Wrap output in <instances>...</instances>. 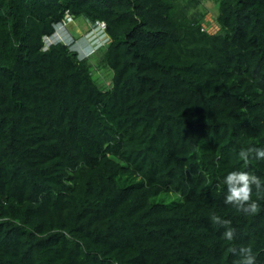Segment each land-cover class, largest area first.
I'll return each mask as SVG.
<instances>
[{
    "label": "trees",
    "instance_id": "trees-1",
    "mask_svg": "<svg viewBox=\"0 0 264 264\" xmlns=\"http://www.w3.org/2000/svg\"><path fill=\"white\" fill-rule=\"evenodd\" d=\"M217 1L212 28L202 0H0V264H264V199L223 184L264 180L238 156L264 147V0ZM66 13L109 40L45 44Z\"/></svg>",
    "mask_w": 264,
    "mask_h": 264
},
{
    "label": "clouds",
    "instance_id": "clouds-1",
    "mask_svg": "<svg viewBox=\"0 0 264 264\" xmlns=\"http://www.w3.org/2000/svg\"><path fill=\"white\" fill-rule=\"evenodd\" d=\"M87 33L88 35L86 38L90 39L85 43V46L89 45L90 47H85L86 50L80 48V56L82 57L87 56L92 50L101 47L109 40L105 28L101 29L93 25L88 29ZM46 38L44 39L45 44H49L50 41H47ZM57 40L63 41L62 38H57ZM238 156L243 161V164L247 166L253 159L264 160V147L242 148ZM223 184L226 186V195L224 198V203L226 205H231L247 215H255L260 211V204L258 201L264 199V180H262L261 177L246 170H233L224 177ZM254 190L257 197L256 200L253 199ZM210 220L212 224L225 229L222 233L223 239L226 241H233L236 238V229L231 226L230 220L222 219L216 214H212ZM229 251L233 255H238L240 257L236 264H256V255L253 253V249L250 246H242L239 249L230 248Z\"/></svg>",
    "mask_w": 264,
    "mask_h": 264
},
{
    "label": "rangeland",
    "instance_id": "rangeland-1",
    "mask_svg": "<svg viewBox=\"0 0 264 264\" xmlns=\"http://www.w3.org/2000/svg\"><path fill=\"white\" fill-rule=\"evenodd\" d=\"M200 9H202V20L203 22H207L208 26L212 27V21L213 18L217 16L219 12V6L217 0H202ZM217 25V24H216ZM215 24L212 28H215ZM88 22L86 21L84 16H78L73 18V20L67 22L65 24V27H60L56 30V32L51 35L50 37L46 38L47 41H54L57 40V38H62L63 42L69 43L73 40H75L80 48L90 47L89 45L85 46V43L90 39L86 38L88 33ZM90 29V28H89ZM100 54V52L97 53V56ZM100 66V65H99ZM99 66H97V70L94 72L95 77H100L98 79V82L101 86L108 87L109 83L111 82L112 77V71L110 68L105 67V72L100 71ZM174 193H168V194H161L157 197V199H163L170 200L174 198Z\"/></svg>",
    "mask_w": 264,
    "mask_h": 264
},
{
    "label": "built area",
    "instance_id": "built-area-1",
    "mask_svg": "<svg viewBox=\"0 0 264 264\" xmlns=\"http://www.w3.org/2000/svg\"><path fill=\"white\" fill-rule=\"evenodd\" d=\"M72 19L71 15L69 13H66L65 17H64V20H62L61 22H58L56 24V29L60 28V27H65V23L67 20H70ZM96 27H99L101 29H104L106 27V24L104 21H100L99 23H97L95 25Z\"/></svg>",
    "mask_w": 264,
    "mask_h": 264
},
{
    "label": "bare ground",
    "instance_id": "bare-ground-1",
    "mask_svg": "<svg viewBox=\"0 0 264 264\" xmlns=\"http://www.w3.org/2000/svg\"><path fill=\"white\" fill-rule=\"evenodd\" d=\"M71 20H72V19H70V20H67V21H66V23H67V22H69V21H71ZM66 23H65V24H66Z\"/></svg>",
    "mask_w": 264,
    "mask_h": 264
}]
</instances>
